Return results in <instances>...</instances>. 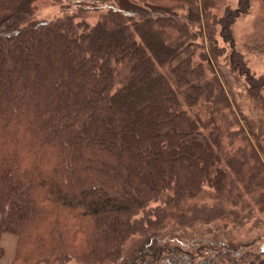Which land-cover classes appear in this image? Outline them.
Listing matches in <instances>:
<instances>
[{"label":"trees","instance_id":"obj_1","mask_svg":"<svg viewBox=\"0 0 264 264\" xmlns=\"http://www.w3.org/2000/svg\"><path fill=\"white\" fill-rule=\"evenodd\" d=\"M36 1L0 0V237H17L15 263L63 262L82 246L89 260L122 261L126 242L151 230L129 264L246 263L237 247L163 244L153 229L205 187L222 189L232 161L217 76L189 61L165 74L158 64L196 40L180 13L199 6L211 54L229 50L261 97L264 76L250 73L232 32L251 0H51L63 9L52 20L35 17ZM213 11L223 14L210 24ZM92 12L95 26L78 20ZM254 49L264 53V33ZM159 202L165 209L151 208Z\"/></svg>","mask_w":264,"mask_h":264},{"label":"rangeland","instance_id":"obj_2","mask_svg":"<svg viewBox=\"0 0 264 264\" xmlns=\"http://www.w3.org/2000/svg\"><path fill=\"white\" fill-rule=\"evenodd\" d=\"M225 1L233 8L239 4V0ZM100 14L101 12L88 13L78 20L86 19L93 27L97 24ZM180 14L185 15L196 27L194 31L197 38L195 41L189 42L166 65L162 66V61L158 65L161 72L165 74L172 73L179 65L189 61L194 66L201 64L208 78H212L211 72L217 76L219 84H221L220 89L226 93L230 100L229 107L226 103H221L222 109H224L221 114L227 124L226 133L221 140L223 152H227L232 161L223 163L228 177L224 178L225 186L222 189L221 187H218V190L210 186L205 187L198 197L186 200L177 210L183 212L180 211L173 219L166 221L164 219L153 229V232L157 231L156 233L159 234V239L163 244H165V238L170 237L179 238L183 245L197 244L200 246L201 242L196 241L207 240V242L215 241L216 247L221 246L219 249L227 245L237 247L242 256L246 258L244 264H258L264 258V251L262 252L264 247V90L261 97H255L250 93L246 77L240 76L238 72L235 73L232 70L229 50L225 54H220L219 57L211 54L213 46L205 33L202 32V27L207 25V20L204 11L199 6L190 7ZM222 14L221 11H213L209 23H214L213 15L220 18ZM62 15L61 4H56L51 0L35 2V17L37 19L52 20ZM219 31L220 26L217 27V33ZM232 32L236 50L243 56L250 73L256 78L264 76V53H259L254 49L259 37L264 33V0H251L250 13L242 15L235 21ZM153 37L156 38L155 35ZM218 39H220V49L222 47L229 49V45H225L226 43L221 38L218 37ZM205 56H210V59L212 57V60L202 61ZM194 105H197V102ZM154 207L165 209V206L160 202L151 205V208ZM180 214H184V218L179 217ZM151 232L152 230L145 234H137L128 240L124 246L122 261L89 260L87 253L89 249L82 246L83 250L76 251L78 253L81 250V254L78 253V256H73L63 262L50 261L44 264H129L141 253L142 249H145L146 237L151 235ZM5 234L8 233L2 234L1 237ZM17 245L18 240L15 257L10 264H37L35 261L24 262L21 260L15 263ZM80 245L81 242L79 243L77 240L76 245L74 246L73 243L72 247L75 250ZM1 248L0 263L5 257V249ZM196 248L198 249V247H189L183 250L194 256L197 255ZM225 258H221L222 264H227ZM190 264L194 263L190 262Z\"/></svg>","mask_w":264,"mask_h":264},{"label":"crops","instance_id":"obj_3","mask_svg":"<svg viewBox=\"0 0 264 264\" xmlns=\"http://www.w3.org/2000/svg\"><path fill=\"white\" fill-rule=\"evenodd\" d=\"M11 234H5L1 237L0 245L5 249V257L1 264H10L13 261L16 253L17 238ZM258 264H264V258Z\"/></svg>","mask_w":264,"mask_h":264},{"label":"water","instance_id":"obj_4","mask_svg":"<svg viewBox=\"0 0 264 264\" xmlns=\"http://www.w3.org/2000/svg\"><path fill=\"white\" fill-rule=\"evenodd\" d=\"M262 251H264V248L262 249Z\"/></svg>","mask_w":264,"mask_h":264}]
</instances>
